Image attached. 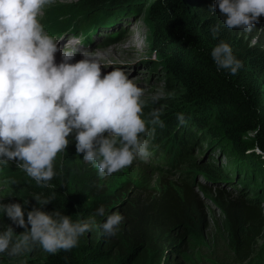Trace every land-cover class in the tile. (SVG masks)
Segmentation results:
<instances>
[{"label":"rangeland","instance_id":"obj_1","mask_svg":"<svg viewBox=\"0 0 264 264\" xmlns=\"http://www.w3.org/2000/svg\"><path fill=\"white\" fill-rule=\"evenodd\" d=\"M159 1L164 3V0H128L125 2L103 0L89 10L80 0H53L52 4L45 6L38 19L41 24L45 21L61 22L62 16L70 13L69 16L74 19L82 17L84 20L82 24H87L90 28L93 25L96 26L97 34L93 35L91 47L84 49L78 44L75 46L73 44L78 51L71 63L83 59L81 53L88 51L92 52L101 64L102 77L114 69L122 70L134 84L144 90L141 99L147 103L143 108L142 118L147 121L150 119L148 113L152 109L163 107V114L167 116L164 115L166 118H161V120L165 126L169 120H177L179 112L176 108V100L182 90L171 68L172 59L181 50L187 55L190 51L181 49L175 42L168 43L165 51L158 47L157 30H159V40L162 43L170 37L168 32H164L162 27H159L157 18L152 13L154 5ZM213 4V0H180L173 4L174 8L170 12L174 14L180 12L189 18L198 17L200 13L205 14L209 11L212 14ZM217 10L219 11L218 8ZM107 13H117L118 16L114 21H111V16L105 22L98 19L100 14ZM92 15H96L94 20L90 19ZM73 21L79 29L80 22ZM255 27H260L262 36L258 40L256 34L247 32L245 41L250 39L251 44L261 43V39H264V16L259 18ZM63 42L58 44L59 49L67 45ZM121 44L130 46L124 47L121 51L118 49ZM55 61L59 64L61 60L57 58ZM256 85L264 89L263 76L256 81ZM156 93H160L161 97L157 103H153L152 97ZM223 96L229 104L223 107V114L229 121V126L231 125L235 141L255 140L258 130L264 124V95L258 99H252L241 90L225 86ZM185 120L186 124L175 125L171 130L172 133L180 131L182 134L192 130L196 135L195 144L187 146L189 147L188 155L192 160L191 164L172 161L171 147L173 149L175 146L174 139L170 141L172 143H168L169 151L163 152L157 143L148 137L151 155L146 161L137 159L131 166L103 178L98 176V169L83 161V154L77 155L74 135H70L67 149L65 152L58 153L53 162L54 167H59L65 177L61 189L62 195L74 205L76 203L73 199L81 204L80 212L83 214L81 219L94 220L93 228L97 229L100 234L102 229L99 226L108 214L117 212L124 217L126 209L123 210V208L126 206L134 202H140V204L152 202L154 198H161L170 189L182 197L187 184L197 202L193 215L197 218L204 217L205 224L199 225L195 218L187 230H178L175 227L165 232L160 239L153 240L151 248L156 255L161 257V264H247L248 261L243 263L238 256L236 238L225 213L224 204L228 201L244 200L249 205H261L264 213V191L263 189L258 190L251 184L249 180L251 175L245 171L241 172L238 177L236 167L232 165V157L224 147L213 141L206 128L190 129L189 118L185 117ZM156 128L161 129L159 126ZM173 137L174 135H171L170 138ZM167 140L168 138L165 142ZM256 151L259 152L258 149ZM208 167L221 169L222 176L221 174L217 177L213 176L210 173L212 170ZM17 171L15 162L7 165L0 164V202L22 204L26 219L27 211L41 206L33 195L27 194L25 187L21 184L24 180L15 177ZM237 179L240 182H237ZM243 182L249 183L247 188ZM101 206L105 209V216L95 214L96 209ZM41 210L44 211V207ZM9 225L14 228L16 234L24 231L23 228L12 224L6 215L0 213V231ZM122 227L123 222L118 232ZM261 232V236L256 239L250 253L251 264H264V227ZM125 241L123 240L122 245L128 248L129 242ZM83 242L85 240L81 236L78 246ZM113 242L116 243L117 240ZM114 249L117 250L115 246ZM44 254L45 251L39 247L18 257L0 254V264H31Z\"/></svg>","mask_w":264,"mask_h":264},{"label":"clouds","instance_id":"obj_2","mask_svg":"<svg viewBox=\"0 0 264 264\" xmlns=\"http://www.w3.org/2000/svg\"><path fill=\"white\" fill-rule=\"evenodd\" d=\"M52 3L0 0V164L15 162L40 187H50L56 174L53 162L67 149L70 135H74L77 155L83 154V161L103 178L137 159L146 161L151 155L147 138L154 135L156 126L164 127L163 107L152 109L147 121L142 118L147 103L141 99L144 90L122 70L102 77L101 64L88 51L71 63L78 49L65 45L61 51L38 19ZM217 8L229 30L251 32L264 16V0H216L212 12ZM219 31V25L210 28L213 38ZM58 51L59 64L55 61ZM211 57L217 70H228L231 75L243 67L224 41L213 48ZM160 97L156 93L152 102ZM177 120L186 124L183 113L177 114ZM33 198L41 207L27 211L26 219L22 204L0 202V213L24 229L16 234L9 225L0 231V254L18 257L36 247L49 254L70 251L81 236L92 231L94 220L73 221L58 209L42 211L55 194ZM95 214L105 216L104 207ZM123 219L120 213L108 214L99 226L102 235L116 236Z\"/></svg>","mask_w":264,"mask_h":264},{"label":"trees","instance_id":"obj_3","mask_svg":"<svg viewBox=\"0 0 264 264\" xmlns=\"http://www.w3.org/2000/svg\"><path fill=\"white\" fill-rule=\"evenodd\" d=\"M80 1L90 10L103 0ZM104 1L125 2L128 0ZM213 1L216 2V0ZM177 2L180 0H164V3L159 1L152 10L159 27H162V30L168 32L170 36L165 40V43H162L159 40V30L156 31L160 50L165 51L168 43L175 42L181 49L190 51V54L187 55L181 50L174 56L171 63L172 71L182 87L176 100V108L179 113H183L186 118H189L190 129L206 128L213 141L225 148L232 157V165L236 167L238 177L241 172L245 171L251 175L249 179L251 184L258 190L263 189L262 191H264V124L258 130L255 140L235 141L231 125L229 126V121L223 114V107L229 105L223 96L225 86L241 90L252 99H258L264 95V89L256 85V81H259L260 77H264V39H261L262 42L257 44H251L250 39L245 41L247 32L240 29H227L223 24V17L217 9L212 14L209 11L205 14L200 13L198 17L190 18L180 12L174 14L170 11L174 8L173 4ZM69 14H64L61 22L45 21L42 25L52 34L72 31L75 34L88 35L92 31H97L94 25L90 28L89 25L82 24L84 21L82 17L74 19ZM114 16L116 18L118 14H100L98 19L108 20L110 18L113 20ZM95 18L96 15L90 16V19L94 20ZM73 20L80 22L79 29ZM215 25L220 26V31L218 36L213 38L210 28ZM255 26L250 33L256 34L259 40L262 32H260V27L256 28ZM220 41L228 43L232 48L233 55L243 63V67L238 70L236 75H231L228 70H217L211 52ZM164 115L166 114H163L160 119L166 118L167 115ZM178 124V120H169L163 128H156L151 140L157 143L163 152H168V143H172L170 141L174 139L175 146L173 149L171 147L172 161L191 164L192 160L188 155L189 147L187 146L195 144L196 135L192 130H188L185 132L186 134H182L180 131L172 133L171 129ZM171 135L174 137L170 138ZM166 138H168L167 142H165ZM208 169L212 170L210 173L213 176L217 177L219 174L222 176L221 169L211 167ZM16 170L18 171L15 173V177L24 180L21 184L25 187L28 195L42 194L43 197H51L55 194L54 201L43 206L45 212L58 209L63 214L71 216L73 221L82 218L81 204L73 199L76 203L74 205L66 196L62 195L61 189L65 177L59 167H54L56 174L49 181L50 187H40L24 171L17 167ZM243 184L247 188L249 183L243 182ZM196 205L197 202L189 185H185L182 197L170 189L161 198H154L152 202L146 204L134 202L123 208V210L126 209L122 221L123 227L116 236L107 237L92 228L91 232L82 236L85 242L80 246L74 247L70 251L60 250L56 254L45 252L31 264H161V257L156 255V252L151 248L153 240L160 239L165 232L171 231L175 227L178 230H187L195 218L196 222L203 226L205 218H197L193 215L197 208ZM224 210L236 238L238 256L243 263L248 261L247 264H251L250 253L264 227V213L261 205H249L244 200L228 201L224 204ZM113 240H117V242L114 243ZM123 240L129 242L130 249L122 245ZM114 246L118 251L114 249Z\"/></svg>","mask_w":264,"mask_h":264},{"label":"bare ground","instance_id":"obj_4","mask_svg":"<svg viewBox=\"0 0 264 264\" xmlns=\"http://www.w3.org/2000/svg\"><path fill=\"white\" fill-rule=\"evenodd\" d=\"M102 20H103V19H102ZM114 20H115V17H114V19L111 20V21H114ZM105 21H107V20H104L103 22H105ZM103 22H102V23H103ZM67 39H68V38H67ZM130 41H131V40H130ZM129 43H130V42H129ZM66 44H68V42H66ZM123 44H125L124 41H123ZM123 44H121V45L119 46V48H118V49H120L121 51L124 50V47H126V46L129 47V46H130L129 44H128V45H123ZM57 46H59V45H57ZM58 48H59V47H58ZM125 50H126V49H125ZM57 54H58V55L55 57V59L59 58V59L61 60L60 51H58ZM72 61H74V60H72ZM59 62H61V61H59ZM71 138H72V137H71ZM71 140H72V139H71ZM73 140H74V139H73ZM74 142H75V141H74Z\"/></svg>","mask_w":264,"mask_h":264}]
</instances>
